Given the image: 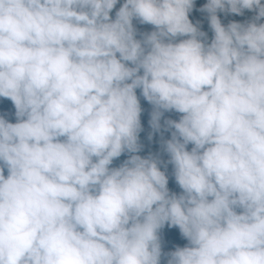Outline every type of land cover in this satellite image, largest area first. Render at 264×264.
Returning <instances> with one entry per match:
<instances>
[{
    "label": "clouds",
    "instance_id": "9594fccd",
    "mask_svg": "<svg viewBox=\"0 0 264 264\" xmlns=\"http://www.w3.org/2000/svg\"><path fill=\"white\" fill-rule=\"evenodd\" d=\"M195 3L0 0V264H264V0Z\"/></svg>",
    "mask_w": 264,
    "mask_h": 264
},
{
    "label": "trees",
    "instance_id": "16d2710c",
    "mask_svg": "<svg viewBox=\"0 0 264 264\" xmlns=\"http://www.w3.org/2000/svg\"><path fill=\"white\" fill-rule=\"evenodd\" d=\"M122 2H123V0H121V3ZM206 2H207V0H196L194 9L189 14V19L194 24L197 21L200 22L201 30L206 31L208 33L209 42H210V40L212 38V32L208 27V22L206 19L207 14L206 13H200L198 11V9L200 7H202ZM119 6L120 5L118 4L116 6V9L113 10V13H112L113 18L115 15V11L118 10ZM218 15L220 16L222 23L227 24L231 20L243 22L245 19L249 18L253 14L246 12L244 17H236V16L225 17L224 14H222V13H218ZM134 25L138 28L139 31H151V30H153L152 26H150V25H139L135 21H134ZM137 38H139V37H137ZM137 95L138 96L140 95L139 90H137ZM0 101H2V102H0V114L7 112L6 118L9 119L10 122L15 123L16 120H15V115H14V108L11 105V102L10 101H4L3 98H0ZM141 106H142V109H144V111L142 112V115H141V124H142L144 131L141 132V134H140V141L144 145V149L139 154L142 156H146L149 152H152V153L159 152V150H160V145H159L160 136H159V134H155L153 136L152 141H149L147 139L148 133L151 131V128L149 127V124H148V121L150 119L149 113L151 111V106L146 101H144L142 97H141ZM165 117L166 118H172V119H178L179 114L166 113ZM165 138H170V134L165 133ZM189 147H191V146H189ZM126 158H127L126 156H122L119 161H114V166L118 165L121 161H123ZM165 159H166V157H165ZM170 172H171V166H169V173ZM5 175H7L6 171H5ZM169 188L171 191H174L177 193L180 192V189L178 188L177 185H175L174 180L171 178L169 180ZM186 243H187V241L184 240L180 236L178 229H171V230L166 229L162 233V250L163 251H172V250H174V248L176 246L183 247Z\"/></svg>",
    "mask_w": 264,
    "mask_h": 264
}]
</instances>
